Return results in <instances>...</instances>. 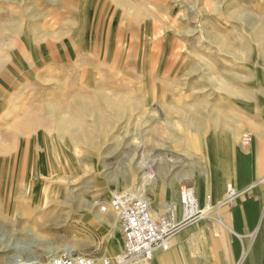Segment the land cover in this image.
<instances>
[{
  "label": "rangeland",
  "instance_id": "1",
  "mask_svg": "<svg viewBox=\"0 0 264 264\" xmlns=\"http://www.w3.org/2000/svg\"><path fill=\"white\" fill-rule=\"evenodd\" d=\"M260 1L0 0V264L118 262L113 190L199 199L264 109Z\"/></svg>",
  "mask_w": 264,
  "mask_h": 264
},
{
  "label": "crops",
  "instance_id": "2",
  "mask_svg": "<svg viewBox=\"0 0 264 264\" xmlns=\"http://www.w3.org/2000/svg\"><path fill=\"white\" fill-rule=\"evenodd\" d=\"M258 7L260 12L264 11V0L259 2ZM246 128L253 135L249 149L247 146L235 149L222 145L223 156L218 162L206 157L199 159L207 162L205 174L210 171L215 177L216 185L208 184L205 197L199 200L200 196L198 199L196 195V198L201 207L212 204L216 209L207 218L175 236L171 240L169 251L157 252L153 264H264L263 108L261 114L250 119ZM188 154L193 157L191 153ZM196 179L197 177L195 182ZM229 185L237 191L236 195L229 204L223 202L217 208L226 199ZM198 189L201 193L200 188ZM212 195L216 200H211ZM161 199L165 202L163 201L160 213L151 206L157 216H162L164 205L172 201L170 198Z\"/></svg>",
  "mask_w": 264,
  "mask_h": 264
},
{
  "label": "built area",
  "instance_id": "3",
  "mask_svg": "<svg viewBox=\"0 0 264 264\" xmlns=\"http://www.w3.org/2000/svg\"><path fill=\"white\" fill-rule=\"evenodd\" d=\"M244 142L246 146L251 145L252 136H244ZM229 192L224 204H229L237 193L234 189ZM180 196L185 214L178 222L174 217L176 207L173 204L167 205L164 214L156 217L148 201L119 190L110 192L108 203L101 205L100 212H112L119 220L124 235V254L118 262L105 257L95 260L69 252L47 262L19 261L14 264H153L157 252L169 251L175 236L209 215L199 211L193 188L185 184L180 189Z\"/></svg>",
  "mask_w": 264,
  "mask_h": 264
},
{
  "label": "bare ground",
  "instance_id": "4",
  "mask_svg": "<svg viewBox=\"0 0 264 264\" xmlns=\"http://www.w3.org/2000/svg\"><path fill=\"white\" fill-rule=\"evenodd\" d=\"M246 136V135H245ZM243 144L245 145V142H244V139H243ZM246 146V145H245ZM66 165V164H65ZM163 168H160V172H161V170H162ZM211 172L209 171L208 172V177H206V178H197V180H196V182L198 183L197 184V188H200V190H201V193H200V199L199 200H202L204 197H205V195H206V191H207V185H208V182L210 183H213V185L215 184V182H214V179H215V177H213L212 178V175L210 174ZM217 182V181H216ZM171 184H170V186H169V190H168V197L169 198H171V199H173V200H175L176 202L174 203V202H170L169 201V203H166L165 205H164V211H165V207L167 206V205H169V204H173V205H175V207H176V211H175V214H174V217H175V219L178 221V222H180L181 220H183V218H184V214H185V212H184V208H183V204H182V200H181V196H179V191L177 190H175L176 188H174L175 186H176V183H174V182H170ZM216 185V184H215ZM222 187V186H221ZM232 185H229L228 186V189H227V197H228V195H229V191H230V189H232ZM120 189H122V185L120 186ZM181 189V188H180ZM214 189H215V187H214ZM119 191H121V190H119ZM122 192H125V191H122ZM125 193H128V194H130L132 197H136V198H140V199H143V200H148L146 197H144L143 195H139V194H133V193H130V192H125ZM213 194V193H212ZM225 196V198L227 199V197ZM212 198H213V200H216V199H214V197H213V195H212V197H211V200H212ZM226 199H224V201L226 200ZM150 201V200H149ZM148 201V202H149ZM197 201H198V199H197ZM224 201H222L219 205H218V207L217 208H219L222 204H223V202ZM151 203H152V207L154 206V208H158L160 211L162 210V204H155V203H153L152 201H150ZM149 202V203H150ZM150 203V204H151ZM176 203H178V204H176ZM180 203V204H179ZM212 203V202H211ZM198 207H199V211L200 212H204V213H207V214H209L212 210H214V209H216L215 207H213L212 206V204H209V206H206V207H201L200 205H199V201H198ZM179 210H180V217L178 216V212H179ZM163 212V211H162ZM153 214H154V212H153ZM155 215V214H154ZM155 216H157V215H155ZM157 217H160V216H157ZM111 226V225H110ZM116 231V230H115ZM122 231V230H121ZM111 250H113L114 251V249H111ZM120 258H121V256H120ZM120 258L118 259V261L120 260Z\"/></svg>",
  "mask_w": 264,
  "mask_h": 264
}]
</instances>
